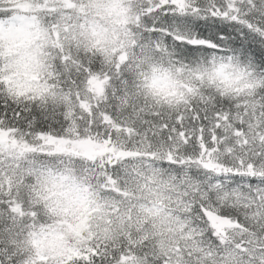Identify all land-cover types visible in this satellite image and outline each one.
<instances>
[{
  "label": "snow or ice",
  "instance_id": "snow-or-ice-1",
  "mask_svg": "<svg viewBox=\"0 0 264 264\" xmlns=\"http://www.w3.org/2000/svg\"><path fill=\"white\" fill-rule=\"evenodd\" d=\"M0 264H264V0H0Z\"/></svg>",
  "mask_w": 264,
  "mask_h": 264
}]
</instances>
